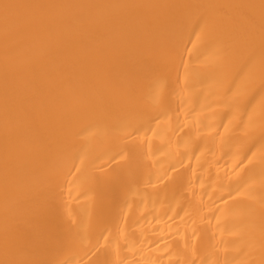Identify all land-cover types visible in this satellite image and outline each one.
<instances>
[{
	"label": "bare ground",
	"instance_id": "obj_1",
	"mask_svg": "<svg viewBox=\"0 0 264 264\" xmlns=\"http://www.w3.org/2000/svg\"><path fill=\"white\" fill-rule=\"evenodd\" d=\"M0 264H264V0H0Z\"/></svg>",
	"mask_w": 264,
	"mask_h": 264
}]
</instances>
